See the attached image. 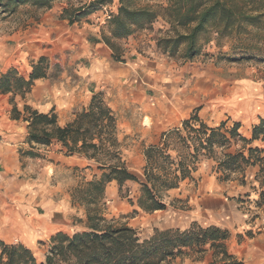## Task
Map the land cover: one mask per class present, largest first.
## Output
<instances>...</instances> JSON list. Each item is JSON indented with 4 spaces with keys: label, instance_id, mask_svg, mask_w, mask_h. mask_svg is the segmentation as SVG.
<instances>
[{
    "label": "trees",
    "instance_id": "trees-1",
    "mask_svg": "<svg viewBox=\"0 0 264 264\" xmlns=\"http://www.w3.org/2000/svg\"><path fill=\"white\" fill-rule=\"evenodd\" d=\"M55 1L0 0V11L13 12L26 4L43 10L51 8ZM155 1L141 4L139 0H118L117 9L109 18L110 35L103 36L116 60H121V54L115 39L150 28L159 19L167 28L156 39L157 47L182 61L193 60L201 54L202 44L212 40L221 44L227 39L232 49L243 54L256 49L257 44L250 39L264 40V0ZM112 4L114 0H67L60 16L72 24L93 13L99 16L104 6ZM49 67L48 57L41 56L28 78L10 68L0 75V92L13 93L12 115L28 121L29 148L21 149V154L39 156L38 147L58 143L64 154L80 157L88 162L87 168L97 170L73 193L74 201L86 208L87 225L71 234L54 233L42 260L26 243L0 238V264H172L178 258L200 259L207 251L213 256L210 264H243L229 252L226 240L231 233L227 228L193 221L186 228L156 227L150 235L141 236L127 223L108 220L102 206L110 183L116 182L120 195L129 197L128 183L135 182L139 194L135 200L129 198L135 212L165 210L171 190L185 181L198 183L195 173L203 158L217 162L214 171L221 181L232 179L234 173H241L250 165L263 164V150L252 146V142L264 141V116L253 125L252 136L247 138L239 131L240 122L228 126L227 121H222L211 126L199 116L200 108L196 107L180 126L163 131L156 143L144 147L141 177L130 169L123 156L117 114L101 91L93 92L88 104L75 110L72 120L64 126L53 110L41 112L27 104L24 111L18 108L15 95L26 97L35 79L48 76ZM259 177L264 186L263 165ZM239 180L244 183V175Z\"/></svg>",
    "mask_w": 264,
    "mask_h": 264
},
{
    "label": "crops",
    "instance_id": "crops-1",
    "mask_svg": "<svg viewBox=\"0 0 264 264\" xmlns=\"http://www.w3.org/2000/svg\"><path fill=\"white\" fill-rule=\"evenodd\" d=\"M65 4L64 0H57L48 9L37 10L31 7L39 11L37 16H26L22 21H13L4 26L1 24L0 75L10 68H16L28 78L33 64L41 56H47L51 61L48 76L35 79L26 97L15 95V102L21 111H24L25 104L41 112L53 110L58 115L59 124L64 126L72 120L75 110L87 105L93 92L103 91L114 84L135 91L145 84V89L158 93L160 88H168L166 82H170L169 86L174 89L175 94L172 96L175 102L169 106L166 114L162 115V110H154V114L163 116L164 121H170L180 114L182 118L189 117L193 110L205 101L203 98L207 91L216 92L217 88H212L215 86L201 81L208 74L206 71L209 65L195 60L176 62L157 47L154 39L149 40L153 43L151 47L143 46V35L132 34L119 39L123 41L124 51L121 60H116L113 50L103 40V32L110 35V31L106 30L103 23L96 25L92 20L97 13L71 24L68 19L60 16ZM117 5L118 0H114V6ZM69 50L71 53L67 55ZM60 59L62 62L69 60L67 63L75 74L74 81H71L73 75L68 76L66 72V79L61 81L59 76L54 78L50 75L53 65L59 63ZM190 73L197 77L201 74L204 76L203 79H197L195 86L185 87L183 78ZM138 77L140 81L137 80ZM243 85L245 84L232 87L226 96L216 94L214 102L221 103L222 99L234 94L241 98L247 97L248 94L250 101H243L241 109L240 106L237 107L240 114L250 116L249 127L246 128L241 119L230 117V111L227 110L213 123L201 115L204 107L200 108L199 116L211 126L219 125L222 121H227V125L240 122L239 131L250 138L253 125L264 116V90L256 92L251 85H245L246 88ZM86 91L90 96H87ZM12 95L11 92H0V202L19 200L25 204L13 210L14 217L7 223V226L12 228L7 234H13L15 239L1 237L7 242L22 241L35 248L38 241L49 238L58 231H68L65 222L55 219L56 213L74 215L78 210L81 211L82 207L79 203H73L69 192L66 193L55 185L48 186L51 178L44 175L43 167H38L34 170L35 174L31 175L28 169L32 168L24 166L26 160H21V149L29 147L28 121L12 115ZM154 97L158 101L162 98ZM154 97H150L151 106H156ZM160 121L155 124L160 125ZM179 123L180 120L173 122L172 126ZM252 146L261 148V156L264 158V141L256 139ZM37 149L49 158H55V162L59 159L69 163L84 160L77 156H64L62 151L57 152V149H61L58 143ZM39 161L45 162V159ZM206 161L210 168L215 163L213 159ZM262 165L264 166V160L263 164L250 165L238 173V177L227 181H221L213 172L200 181V189L204 192L200 205L209 214L207 224L221 225L230 231L226 245L229 252L243 264H264V198H261L264 186L259 177ZM243 175L244 183L239 180ZM35 202L39 203L40 208L34 205ZM213 210H216V213L222 212L219 216L223 218V222L214 219L211 214L214 213ZM5 222L6 219L0 217V223ZM209 256H212V252H205L196 263L210 264ZM39 259L42 260L43 257Z\"/></svg>",
    "mask_w": 264,
    "mask_h": 264
},
{
    "label": "rangeland",
    "instance_id": "rangeland-1",
    "mask_svg": "<svg viewBox=\"0 0 264 264\" xmlns=\"http://www.w3.org/2000/svg\"><path fill=\"white\" fill-rule=\"evenodd\" d=\"M64 1L66 2L65 6H67V0ZM139 2L141 4H145L148 2L153 3L156 1L139 0ZM112 6H114V4H112ZM116 9L117 6H114V8H112L113 12H115ZM101 13L102 11H100L99 14ZM38 14L39 11L34 10L33 8L31 9V6L27 4L20 5L13 12L0 11V27L1 24H3V26L4 24L8 25L10 23H13V21H22V19L26 16H37ZM92 20L96 25L101 24L100 21H98L96 15L92 18ZM103 25L106 26L107 31H110L109 19L103 22ZM166 28L167 24L162 19H159L153 23L152 27L137 29L135 30L134 34L143 35V46L151 47L153 43L149 40H156L163 34L161 31L165 30ZM105 35L106 34L103 32V36ZM250 41L253 44H257V46L256 49L246 54H243L237 49H232L231 42L227 39L221 41V44L216 43V41L214 40L203 43L201 54L196 56L193 60L201 62L204 65H209L210 67L206 71L208 74L205 75V79H203L204 74H201L200 77H197V75H194L192 73L186 75L183 78V84L185 87H193L197 84V79H203L201 81L215 86L212 88H217L215 93H212L214 91H207L206 96L203 98L205 99V101L199 104V108L204 107L201 115L205 119H207L208 122L213 123L217 121L219 117L223 115V111L226 112L227 110L230 111V117L235 116L236 118L241 119L243 121V125L246 128L249 127L251 121L250 116L240 114L238 110L239 107H237L240 106L243 101H250L251 97L248 96L246 89H244V93L247 94V97L245 96L241 98L238 97L237 94H234L229 98L222 99L221 103H216L217 101L214 102V97L216 96V94L220 96H226L227 92L232 87L237 86L238 84L242 85L243 83L246 86L251 85L250 87H253L256 92L264 90V40L259 42L257 40V37H255L254 39H250L249 42ZM114 42L117 48H119V53L122 54L124 51L123 41L115 39ZM69 53H71L70 50L66 52L67 55ZM149 56L152 55L149 54ZM64 58L66 59V56ZM173 59L176 62H185L178 58ZM68 61L69 60L62 62L60 59L59 63L53 65L50 71V75L54 78L59 76V81H61L66 79V72L68 76L73 75L71 81H74L73 79H75V74L71 69V65L67 63ZM49 62L51 63V61ZM67 79L70 80V78ZM137 80L140 81V78L138 77ZM166 85L168 86V88L164 86L158 90V93H154L152 90L149 91L145 89V84L142 88L135 89V91L126 90L125 86L121 87L119 84H114L108 89L105 88L103 91H101L103 93L105 101L113 108V110L117 114L118 137L122 144L123 156L126 159L130 169L141 177L143 173V167L145 165V156L143 152L144 147L149 144L156 143L163 131L169 130L176 126H180L182 120L187 118H182V114H180L176 116L175 120L164 121L163 116L154 114V110H162L163 113L161 114H166L168 112L169 106L173 105V103L175 102V100L173 99V96L175 94L174 89L169 86L170 82H166ZM245 85H243V87ZM170 89L173 91H170ZM86 94L87 96H90V93L87 91ZM151 95L153 97H162L159 98V101L154 97L156 106H151ZM242 95L243 93L240 94V96ZM208 106L210 108H208ZM178 120H180V123L176 126H172V123H177ZM158 121L161 122L160 125L155 124V122ZM228 126H231V123ZM28 148L29 147L25 149ZM37 151L40 154L39 156H28L21 154V160H26L24 166L32 168L28 169V172L33 175L35 174V169H37L38 167H43V172H45L44 175L51 178L47 183L48 186L55 185L60 190L66 193L69 192L73 203H78L73 199V193L75 189L79 185L83 184V182H85L86 180L92 179L93 175L97 173V170L87 168L88 162L86 160H74V162L72 161L71 163H69L68 161H62L61 159H59L57 162H55V158H49L41 150ZM56 151L59 152L60 149H57ZM63 155L67 157L70 156L66 154ZM39 159H45V162L39 161ZM207 159L208 158L202 159V161L199 163L198 170L195 173L196 177L198 178V183L185 181L179 189L171 190L169 192V196L167 197V209L156 211L153 213H147L141 210L135 212L136 207L129 202V198H133L135 200L139 194L138 183H128L129 192L127 193L130 194L129 197L120 195L116 182L110 183L106 188L104 205L102 206L104 216L108 220L119 224L127 223L128 225L136 228L141 236L150 235L156 227L186 228L193 221H196L203 226H208L207 222L209 221V214L207 211H205L203 206L200 205V198L204 193L200 189V184L202 183L200 181L202 178L206 177L208 173H216L214 171V166L217 164V162L213 159L215 163H213L210 168L206 164ZM29 160H31L32 162ZM234 177H238V173H234L232 175V178ZM24 204V202L19 200H4L3 202H0V217L6 219L5 224L0 223L1 239V236L7 238L8 240L15 239L13 234H7L9 230L12 231V228L10 226H7V223L12 219V217H14L13 210ZM34 205L40 208L39 203L35 202ZM79 205L82 207V210H78L77 214H55L54 217L56 220L60 219V221L66 223L65 225L68 231L64 232L71 234L76 230L85 228V226L87 225L86 208L80 203ZM213 211L214 213L211 212V214H213L212 216L214 217V219H217V221H219L220 223L223 222V218H220L219 216L220 213L222 214V212L219 211L216 213V210ZM50 238L51 237L38 241L35 248H32L38 258L43 257V255L48 250ZM209 259L212 261L213 256H209ZM198 260L199 259L193 257H184L176 259L172 264H197L196 261Z\"/></svg>",
    "mask_w": 264,
    "mask_h": 264
},
{
    "label": "built area",
    "instance_id": "built-area-1",
    "mask_svg": "<svg viewBox=\"0 0 264 264\" xmlns=\"http://www.w3.org/2000/svg\"><path fill=\"white\" fill-rule=\"evenodd\" d=\"M113 10L111 6H104L102 9V13L97 16L98 21H100V23L105 22L107 19H109L111 17Z\"/></svg>",
    "mask_w": 264,
    "mask_h": 264
}]
</instances>
